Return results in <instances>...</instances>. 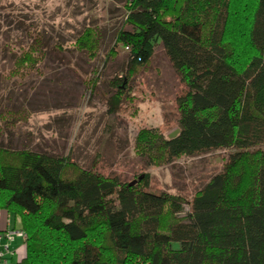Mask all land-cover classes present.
<instances>
[{"label":"trees","instance_id":"obj_1","mask_svg":"<svg viewBox=\"0 0 264 264\" xmlns=\"http://www.w3.org/2000/svg\"><path fill=\"white\" fill-rule=\"evenodd\" d=\"M123 2L125 20L108 57L119 44L129 55L125 72L111 81V108L158 45L187 87L177 97L175 135L159 127L137 133L142 162L231 152L185 211L178 195L140 185L148 173L127 181L70 155L1 142L0 208L13 212L27 235L22 264H264V0ZM18 38L17 47L6 45L14 60L9 77L24 79L40 73L48 48L32 22ZM101 38L88 25L73 46L94 58ZM20 114L0 112L10 119L1 131L10 133Z\"/></svg>","mask_w":264,"mask_h":264},{"label":"rangeland","instance_id":"obj_2","mask_svg":"<svg viewBox=\"0 0 264 264\" xmlns=\"http://www.w3.org/2000/svg\"><path fill=\"white\" fill-rule=\"evenodd\" d=\"M126 12L123 0H0V112L21 110L11 119L10 133L1 131L10 119L0 116V143L70 155L84 167L127 181L148 173L147 181H140L143 188L178 195L188 211L195 193L222 170L231 150L145 166L134 149L137 133L145 127H159L166 136L175 135L179 130L177 97L187 87L158 45L148 64L130 76L119 107L111 108L108 98L115 91L111 81L125 72L129 49L119 44L115 55H108ZM21 18L26 27L31 22L39 27L48 48L40 73L24 79L9 77L14 60L6 47L9 42L14 48L21 43L18 37L25 28ZM88 25L102 33L94 58L73 46Z\"/></svg>","mask_w":264,"mask_h":264},{"label":"crops","instance_id":"obj_3","mask_svg":"<svg viewBox=\"0 0 264 264\" xmlns=\"http://www.w3.org/2000/svg\"><path fill=\"white\" fill-rule=\"evenodd\" d=\"M20 228V219L14 215L13 212L0 208V232L8 228ZM26 240L22 237L9 243L6 238L1 240V245L9 244V249L5 253L4 259L0 264H22V260L26 254Z\"/></svg>","mask_w":264,"mask_h":264},{"label":"built area","instance_id":"obj_4","mask_svg":"<svg viewBox=\"0 0 264 264\" xmlns=\"http://www.w3.org/2000/svg\"><path fill=\"white\" fill-rule=\"evenodd\" d=\"M16 237H22L26 240L27 235L25 231L22 228H8L5 231L0 232V262L3 261L5 253L9 249V244H6L5 246L1 245V240L3 238H6L9 243L14 241Z\"/></svg>","mask_w":264,"mask_h":264},{"label":"water","instance_id":"obj_5","mask_svg":"<svg viewBox=\"0 0 264 264\" xmlns=\"http://www.w3.org/2000/svg\"><path fill=\"white\" fill-rule=\"evenodd\" d=\"M141 178H142V177H140V178H139V180H140ZM132 183H135V181H134V182H132Z\"/></svg>","mask_w":264,"mask_h":264}]
</instances>
